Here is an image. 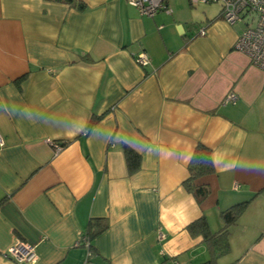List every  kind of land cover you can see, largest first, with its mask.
<instances>
[{
  "label": "crops",
  "instance_id": "0c3cea01",
  "mask_svg": "<svg viewBox=\"0 0 264 264\" xmlns=\"http://www.w3.org/2000/svg\"><path fill=\"white\" fill-rule=\"evenodd\" d=\"M166 3L0 0V264L18 239L34 264H198L208 243L189 225L217 232L244 201L217 264H264V70L219 3ZM47 139L66 143L55 155ZM198 144L213 165L193 180L200 202L184 184ZM94 219L107 226L88 250Z\"/></svg>",
  "mask_w": 264,
  "mask_h": 264
},
{
  "label": "built area",
  "instance_id": "2783aa9c",
  "mask_svg": "<svg viewBox=\"0 0 264 264\" xmlns=\"http://www.w3.org/2000/svg\"><path fill=\"white\" fill-rule=\"evenodd\" d=\"M134 6L140 14L151 16L157 11L169 12L170 8L166 0H126ZM192 4L197 3H219L220 15L229 24L244 22V27L233 42V48L245 54L251 64L264 70V0H190ZM206 29L201 26L197 34H205ZM134 60L141 66L149 64L146 53L141 52L134 55ZM237 94L229 91L223 98V102L234 103ZM51 146L53 154H57L63 147L62 143L52 139L46 140ZM3 139L0 135V146ZM87 246V243H85ZM7 255L16 264H34L36 253L34 246L22 240H16L7 250Z\"/></svg>",
  "mask_w": 264,
  "mask_h": 264
},
{
  "label": "trees",
  "instance_id": "16d2710c",
  "mask_svg": "<svg viewBox=\"0 0 264 264\" xmlns=\"http://www.w3.org/2000/svg\"><path fill=\"white\" fill-rule=\"evenodd\" d=\"M78 7H82V3H77ZM100 116L92 119L90 125H93ZM89 128V127H88ZM65 145L66 141H58ZM124 154L127 164L130 168H135V164L139 159V155L135 153L130 147L124 146ZM213 171V165L210 157V150L202 144H198L191 156L188 164L189 176L184 182L186 188L195 195L196 200L200 202L207 194L208 190L204 186H194L193 180L202 175H206ZM247 205V201L239 202L231 205L230 207L222 210L220 216L223 220V226L217 232H210L208 230L207 221L204 216L195 220L189 225V229L199 228V231L203 235L204 239L208 243L209 257L207 260L198 264H217V259L223 253L229 250L228 233L229 227L233 225L240 215L244 212ZM107 226V223L103 219H94L90 221L87 226V230L81 235L79 243H87L88 250L91 248L90 239L95 235L103 231Z\"/></svg>",
  "mask_w": 264,
  "mask_h": 264
}]
</instances>
